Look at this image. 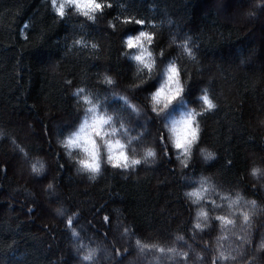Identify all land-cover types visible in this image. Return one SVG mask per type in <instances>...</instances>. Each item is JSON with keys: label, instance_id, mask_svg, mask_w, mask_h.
Returning <instances> with one entry per match:
<instances>
[{"label": "trees", "instance_id": "1", "mask_svg": "<svg viewBox=\"0 0 264 264\" xmlns=\"http://www.w3.org/2000/svg\"><path fill=\"white\" fill-rule=\"evenodd\" d=\"M216 1L108 0L112 7L92 22L70 8L58 18L50 0H0V264H264V250L258 249L264 238V176L250 174L254 166L264 169V40L258 42L264 36V0H240L242 6L259 4L253 19L242 24L222 22ZM125 15L145 24H122L117 17ZM110 20L115 28L108 26ZM141 27L154 33V54L164 52L156 56V72L175 57L183 69L182 82L189 81L183 99L200 111L198 95L207 89L217 103L197 117L199 147L213 150L214 159L205 162L196 148L189 166L180 165L167 139L166 120L151 111L150 92L160 75L131 87L146 70L135 72L134 62L121 55L126 51L122 41ZM80 36L98 48L73 46ZM173 36L177 44H170ZM185 37L191 38L195 59L178 47ZM104 73L115 80L112 86L102 82ZM76 87L102 100V110L138 136L137 148L155 147L156 163L135 170L105 165L95 180L75 172V162L57 141L74 131L84 114V105L72 94ZM180 107L174 103L169 114ZM36 159L45 165L40 176L30 168ZM201 176L210 177L221 194L239 192L244 201L255 200L250 225L237 220L235 227L222 230L210 219L208 227L194 229L198 207H205L210 217L227 209L217 192L208 194L221 205L215 209L185 196ZM50 180L54 189L46 191ZM57 208L65 214H57ZM72 213L78 237L65 223ZM177 235L183 240H176ZM136 239L176 252H140ZM85 247L97 249L90 262L82 261ZM220 252L229 258L222 259Z\"/></svg>", "mask_w": 264, "mask_h": 264}, {"label": "snow or ice", "instance_id": "2", "mask_svg": "<svg viewBox=\"0 0 264 264\" xmlns=\"http://www.w3.org/2000/svg\"><path fill=\"white\" fill-rule=\"evenodd\" d=\"M96 3L98 5V12L97 13H103L105 7L111 8L112 4L108 2V0H96ZM50 5L53 10V12L56 14V16L60 19H63L65 17V12L55 6V0H50ZM121 21L122 24H130L134 23L139 26H143L145 24L144 19H137L133 16L125 15L121 19L120 17H117ZM95 19L92 21L94 22ZM108 26L110 28H115V25L110 20L108 22ZM149 37V42H151V32H144L143 28L141 27V30L136 32L132 35H126L123 38V46L126 50V54H132L136 53L134 56L135 59H137L138 62H140V54L136 52L137 45L134 44L132 41L136 38L143 37V36ZM190 37H185L183 40L178 44V47L182 49L183 54H186L187 56L191 57L192 59H195V55L193 53V50L191 47H189V41ZM177 40L176 37L173 36L172 43L176 44ZM80 45L83 47H89L93 50H96L98 48V45L96 43H89L84 39L83 36L76 37L73 39V46ZM134 50V51H133ZM160 56H164L163 50L160 52ZM169 62V61H167ZM157 63V62H156ZM175 65L173 64V67ZM146 74L143 78L139 79L138 83L133 84L131 87L134 89L139 88L140 86L144 85L148 80L155 78L156 75H160L159 73L155 72L151 66H147ZM191 77L189 76V79ZM102 82L112 86L113 83V77L107 75L106 73L102 74ZM69 85H71L72 81L68 80L66 81ZM157 88V87H156ZM159 89L157 88V91H151V105H152V113L156 114L157 117L163 116V118L166 120L167 117V111L166 109H169L174 103H176L178 100L182 98V96L185 93V86L183 83L180 85V92L172 97L166 104H160L157 99V92ZM201 95L198 97V100L201 102V108L199 112H195L194 110L189 111V113L184 117V120L186 122L187 128H186V136L182 141H177L176 139V130H175V124H172L171 126L168 123L164 124V127L167 129L168 137L167 139L171 141L172 148H174L177 152V160L179 161L182 168H187L189 166V160L193 158L194 150L196 148L199 149L200 156L203 157L204 161H210L216 157L215 152L207 151L206 149L199 147L200 142V123L197 120L198 116H202L203 114L210 112L217 108V103L214 101L212 97H210L209 92L207 89L201 90ZM73 95L77 97V101L83 102L84 104L88 105V112L90 113V116L86 114L84 121L80 124L79 128L75 131L70 132L68 135L64 136L63 139L59 140V144L66 150V152L71 155L72 149L76 147H84V145L80 144V141L83 140L85 142V145L91 143L94 144L96 141L97 136L102 131L105 124H107L109 121L113 119L112 116L106 115L105 112L99 111V106L97 103H95V97L94 93L91 90H85V88L82 87H76L75 91L73 92ZM113 95H116V93H113ZM120 99L124 101L125 105L129 107L133 112H136L139 114V109L131 104L128 101V98L126 96H120ZM121 126H123V122L120 123ZM3 132L0 131V136H3ZM165 137L162 135L160 137L161 142H163ZM15 143V141H13ZM19 147V146H17ZM19 151L24 154V159H27L28 154L24 151L23 148H19ZM164 154H168L167 148L164 150ZM156 154L152 152V149H146L145 156L151 157L155 156ZM130 157L125 154V160L127 161ZM99 159V157H98ZM111 163V161H109ZM31 172L35 174L36 176H40L42 172H44L45 167L44 163L40 161L39 159H36L34 162H29ZM81 169L83 172L88 173V178L91 180H95L96 177L101 174V169L99 165H97L96 168H88L84 165V163L81 161ZM133 165H139V160H132ZM229 163H231L229 161ZM60 167H63V165H60ZM113 168H118L124 170L127 165L121 166L119 164L112 163ZM131 168H128V170ZM250 174L253 177H261L264 176V169L252 167L250 170ZM48 188H51V184L48 185ZM47 191V189L45 188ZM53 190V189H52ZM209 192H217L218 195H220V198L222 200L227 201V209L226 214H218L214 217L209 216V212L205 209V207L200 206L197 208L196 211V217L195 222L193 224L194 229L203 230L204 228L208 227L210 219H215L220 223L221 229L223 230L225 226L231 225L235 227L237 225V220L240 221V223L244 226H248L251 223V213L255 211L256 209V201H244V198L240 195L239 192L236 193V195L233 197L231 195L221 194L217 190V186L212 182L210 177H204L201 176L198 181V186L193 187L190 191L185 192V196L191 200L193 204L201 205L205 201L207 203H210L212 207L219 208L221 205H217L215 200L209 199L208 194ZM241 201H244L243 204H241ZM251 206L249 210H243L246 206ZM57 212L60 213V209H57ZM238 214V215H237ZM236 216V219H233L231 217ZM76 217V213H72V215L67 216V219L65 221L67 228L72 229V236L75 237L78 235V233L75 231L73 227V220ZM104 221L107 223L109 220V217L107 215L104 216ZM129 234V229L124 228L123 235L127 236ZM239 239L244 240L245 238L243 236L239 237ZM176 240H183V236L177 235ZM250 242V240L245 241ZM135 244L140 252H143L144 249H155L156 251L160 253H164L165 251L169 253L176 252L175 248L168 247L165 248L164 246H161L159 243H142L140 239H136ZM258 249L264 250V238H262L258 243ZM97 249H89L88 254L82 256V261H91L93 255ZM127 251V249H125ZM178 255L187 256V253H177ZM116 255H121L120 250H116ZM220 257L224 260H227L229 257L226 256L223 252H220ZM213 264H215V260H213Z\"/></svg>", "mask_w": 264, "mask_h": 264}, {"label": "clouds", "instance_id": "3", "mask_svg": "<svg viewBox=\"0 0 264 264\" xmlns=\"http://www.w3.org/2000/svg\"><path fill=\"white\" fill-rule=\"evenodd\" d=\"M55 6L63 10L65 14L67 10L70 8L73 14L84 17L88 21H93L99 10L96 0H55ZM143 31L146 33L150 32L146 29ZM129 35H132V34H129ZM172 40H173V37L171 38L170 44H173ZM132 42L137 45L136 52L140 54V62H138L137 59L134 58L136 53L126 54V51H125V52H122L121 55L127 56L131 61L134 62L136 73H143L145 70L147 71L148 70L147 66H151L152 69L156 72V56L160 55V53L154 54V51L151 48V45L154 42V33H152L151 42H149V37L147 35L136 38ZM182 54H183V51H182ZM188 59L192 60V58L189 56H188ZM173 64L175 65L174 67H173ZM182 70L183 69L180 66H178L175 57L170 59L169 62H166V64L159 70L160 80L157 85V88L159 89V91L157 92L156 99L160 104H166L172 97L176 96L180 92L181 83L184 84L185 90H186L189 81L185 79L182 82V78H181ZM113 83H115L114 79H113ZM82 88H85V87H82ZM157 88H155L153 91H157ZM85 90L87 91L86 88ZM74 91L75 89L73 90V92ZM183 96L180 100L176 102L182 105V107H180L177 112L169 114V110L171 107L165 110L167 111L166 123H168L170 126L172 124H175L176 139L178 142L182 141L186 136L187 125L184 120V117L189 113V111L194 110L195 112H199L196 106L188 104L183 99ZM150 99H151V94H150ZM94 102L98 104L99 111L105 112L106 115L112 116L113 119L104 125L102 131L97 136L94 144L89 143L85 145V142L81 140L80 144L84 145V147L82 148L76 147L72 149V150H76V155H73L72 151H71V155H69L66 152V155L70 158V161L75 162L76 167L74 168V171L77 173H85L81 169V163H80L81 161L88 168L94 169L97 167V165H99L101 170H102V167L105 165L112 167V163L119 164L121 166L127 165V167H125L124 170H128V168L135 170L136 166L138 165H133L132 163L133 159L139 160L140 162L139 165L155 164L156 156H157L155 147L147 146V147L137 148L135 146V142L138 141V136L131 134L130 130L125 126L124 123H123V126H121L120 123L117 125L114 115L109 114L106 108L102 110V104H103L102 100H100L99 98H95ZM82 104L84 105L83 107L84 114L79 124L77 125L76 129H78L80 124L84 121L86 114L90 116V113L88 112V105L84 104L83 102ZM151 109H152V105H151ZM59 140L60 139H58L57 141L58 144H59ZM149 148H151L152 152L156 154L155 156H151V157L145 156V151L146 149H149ZM202 148L206 149L207 151L214 152L213 150L207 147H202ZM125 154H127V156L130 157L127 161L125 160ZM109 161H111V163ZM205 162H208V161H205ZM255 167L261 168L259 166H255ZM42 174L43 172L41 173V175ZM85 174H88V173H85ZM49 184H51V188H48ZM44 187L47 190H52L54 189V184L50 180ZM57 209H60V213L57 212ZM57 209H55L57 214L59 215L65 214L66 210L62 208H57ZM74 229L78 233L77 229L76 228ZM68 230L70 233H72V229H68ZM78 235L75 237H78ZM88 250L89 249L87 247L83 248L81 250V256L87 255ZM85 262H90V261H85Z\"/></svg>", "mask_w": 264, "mask_h": 264}, {"label": "rangeland", "instance_id": "4", "mask_svg": "<svg viewBox=\"0 0 264 264\" xmlns=\"http://www.w3.org/2000/svg\"><path fill=\"white\" fill-rule=\"evenodd\" d=\"M228 4L232 6L231 10H229L231 7L225 9ZM242 5L243 4L240 0H228V2L227 0H217L215 4L218 9L220 20L224 23L234 24H242L243 21V23H246L248 20L253 19L256 10L259 8V4L252 5L249 3V5ZM261 30L263 31L262 35H264V29L262 28ZM262 39L264 40V36H259L258 42L262 41Z\"/></svg>", "mask_w": 264, "mask_h": 264}]
</instances>
